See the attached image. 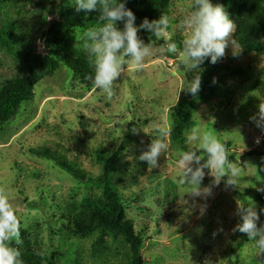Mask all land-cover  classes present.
Listing matches in <instances>:
<instances>
[{"label":"rangeland","instance_id":"374dc122","mask_svg":"<svg viewBox=\"0 0 264 264\" xmlns=\"http://www.w3.org/2000/svg\"><path fill=\"white\" fill-rule=\"evenodd\" d=\"M132 2L137 8L143 5V0ZM58 3L34 0L23 8L0 0V26L12 22L16 36L35 53L45 55L47 35L58 21ZM191 3L170 0L164 13L170 21L168 37L178 45L186 35L179 23L191 11ZM135 23L140 25L137 19ZM118 27L123 28V23ZM76 29L62 31L60 37L85 53L75 39ZM164 46L165 39L156 38L153 55L145 59L142 70L127 66L110 100L94 86L80 85L72 71L61 65L0 125V187L6 189L21 221V238L28 237L45 264H127L129 253L120 237L101 232L78 236L67 230L68 214L77 212L89 198L100 200L102 190L32 153L40 149L76 164L92 178L104 170L98 159L104 162L117 155L112 186L125 218L144 241V264H264L255 241L232 232L239 222L237 202L249 204L255 192H264L259 190L264 189V132L249 120L264 101L255 88L264 79V55L246 53L238 46L234 56L229 47L217 62L215 86L197 103L192 119L194 127L213 129L222 143L230 144L229 159L243 171L239 186L226 187L222 182L212 187L206 199L193 198L178 182L179 152L196 147L187 139L190 131L184 134L183 146L167 138L169 148L157 168L137 159L155 138L153 124L172 126L173 108L191 73L181 66L179 53L161 52ZM19 51L16 44H0V86L6 79L27 74ZM134 126L138 134L131 131ZM207 172L201 187L212 184ZM258 214V224H264V214Z\"/></svg>","mask_w":264,"mask_h":264},{"label":"clouds","instance_id":"9594fccd","mask_svg":"<svg viewBox=\"0 0 264 264\" xmlns=\"http://www.w3.org/2000/svg\"><path fill=\"white\" fill-rule=\"evenodd\" d=\"M126 3L127 0H74L77 13L98 12L97 24L82 30L77 28L74 36L93 69L88 79L109 100L115 95L114 84L126 67L131 65L136 70H142L145 59L153 55L152 37L164 38L165 46L160 51L179 53L181 66L189 72L201 70L200 66L205 60L216 64L225 56L229 47L234 56L239 53L235 51L238 45L234 38L237 25L220 3L192 0L191 11L179 23L180 29L186 33L180 45L168 37L170 21L167 15L161 14L159 19L151 21L144 18L137 26L136 16ZM120 22L123 23V28L118 27ZM141 30L150 33L148 43L139 36ZM186 84L181 91L184 90L193 97L198 96L202 86L200 72ZM258 109L249 120L264 132V101H261ZM152 128L155 138L151 139L147 149L137 159L146 162L148 168L155 169L159 166L161 154L169 148L167 138L171 127L157 123ZM131 131L138 134L139 129L134 126ZM187 139L194 142L196 147L179 152L178 182L188 189L189 196L206 199L212 195V187L219 186L222 182L226 187L239 186L243 169L229 159L230 152L213 129L201 131L199 127H193ZM259 142L258 137L256 143ZM205 169L208 170L207 175L213 178L212 184L201 187L206 175ZM249 201L247 206L237 202L235 215L239 217V222L232 232L246 234L248 241H255L256 248L264 254V224H258L260 216L254 202L250 198ZM206 207L204 205L201 208L202 213ZM22 243L21 221L6 189L0 187V264H24L18 247Z\"/></svg>","mask_w":264,"mask_h":264},{"label":"trees","instance_id":"16d2710c","mask_svg":"<svg viewBox=\"0 0 264 264\" xmlns=\"http://www.w3.org/2000/svg\"><path fill=\"white\" fill-rule=\"evenodd\" d=\"M14 6L25 8L33 5L34 0H9ZM215 4L220 3L232 13L230 18L236 23L237 28L234 38L239 48L246 53H256L264 55V0H212ZM170 0H143L141 8L133 5L132 0H127L126 6L130 8L136 19L142 23L144 18L149 21L159 19L169 7ZM57 23L52 27L47 35V53L40 55L31 49L30 45L21 41L16 36V27L12 22H7L0 26V44L8 47L9 43L19 46L18 58L21 63L27 66V74L6 79L0 86V125L4 124L23 101L30 99L33 95L34 87L45 78L54 74L61 65L70 69L78 83L85 88H92L93 83L88 79L93 69L89 64L85 53L69 47L60 37L62 31L68 32L75 28H85L97 24L98 12L92 11L77 13L74 3L71 0H59L56 7ZM141 38L145 43L149 42L150 33L141 30ZM50 34L54 38L49 41ZM156 37H152V43ZM201 70L193 71L186 75V82L200 72L202 78L201 91L198 96L193 97L183 91L181 98L172 111V126L170 139L185 144L184 134L194 127L192 119L197 103L206 98L215 86V76L218 66L212 64L210 60H205L200 66ZM255 88L264 98V79H259ZM229 149L230 144L224 143ZM188 151V150H185ZM38 157L52 161L57 167L65 170L74 179L81 183L99 185L102 194L98 198H89L81 204L77 212L68 214L67 230L78 236H87L95 232L108 233L115 237L122 238L128 248L127 264H144L145 260L141 256L143 239L134 231L131 221L125 218L123 205L118 195L113 189L112 176L116 172L115 161L117 155L110 157L107 161H102L104 168L96 178L79 168L76 164L62 159L47 149L32 150ZM249 152L248 154H252ZM256 210L264 214V192H255L252 196ZM243 205L247 206L246 201ZM23 243L19 245L21 259L24 264H45V257L39 254L33 247L28 237L22 238Z\"/></svg>","mask_w":264,"mask_h":264}]
</instances>
